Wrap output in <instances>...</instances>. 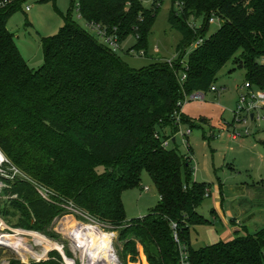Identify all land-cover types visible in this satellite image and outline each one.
<instances>
[{
    "label": "trees",
    "instance_id": "1",
    "mask_svg": "<svg viewBox=\"0 0 264 264\" xmlns=\"http://www.w3.org/2000/svg\"><path fill=\"white\" fill-rule=\"evenodd\" d=\"M24 1L0 0V150L24 176L2 190L15 197L0 198V215L14 227L41 231L56 215L67 213L42 199L36 183L56 202H70L115 227L124 262L136 260L140 245L148 264H180L181 244L189 264H264V227L228 241L190 246L189 228L208 222L196 210L208 188L192 179L190 148L182 154L172 141L178 131L177 102L184 95L209 92L229 61L245 69L246 81L264 89V0H170L167 20L180 34L176 56L140 69L128 67L69 17L56 34L41 38L43 63L29 68L7 28ZM71 5L86 24L115 28L120 43L134 36L136 51L146 49L159 8H144L139 0H71ZM212 14L221 23L205 38ZM197 38L203 43L187 53ZM180 122L196 126L182 112ZM167 139L173 146H163ZM143 171L158 202L145 215L126 219L121 193L139 187ZM61 261L51 251L46 260L29 264Z\"/></svg>",
    "mask_w": 264,
    "mask_h": 264
},
{
    "label": "rangeland",
    "instance_id": "2",
    "mask_svg": "<svg viewBox=\"0 0 264 264\" xmlns=\"http://www.w3.org/2000/svg\"><path fill=\"white\" fill-rule=\"evenodd\" d=\"M141 4L148 9L153 4L159 6L146 49L139 51L132 49L135 37L130 35L122 42L121 49L115 52L128 67L133 69L148 67L156 61L174 58L176 44L180 39L179 32L172 28L167 20L171 8L170 0H142ZM26 7L29 9L25 10ZM66 17L93 33L86 26L76 7L71 5V0H25L21 9L16 10L9 17L7 28L14 34L15 45L29 68L37 69L42 65L41 38L56 34L63 25V18ZM196 22L200 23L201 18ZM219 25L217 21L209 24L205 38L214 33ZM140 51L142 53H139ZM187 53L182 60L183 64H186ZM245 81V69L235 66L233 61L225 64L217 74L214 84L217 90L206 92L202 101L190 100L184 106L183 115L196 125L190 127L183 123L178 126L180 130H191L188 146L182 143L180 134L176 133L174 137L180 153L187 154L188 149H191L194 167L192 179L204 182L210 194L205 196L196 209L209 223L189 228V242L192 248L224 241L229 237L234 238L238 234L235 231L241 227L240 223L246 226L250 234L256 233L264 226V182H262L264 122L255 124L251 121L244 123L234 120L236 101ZM246 129H249L248 135L233 138L235 132L243 134ZM99 170L103 168L100 167ZM140 180L139 187L126 189L121 193L126 219L145 215L158 202L159 195L146 171L141 173ZM216 200H219V205L221 203L227 216L223 217L217 211ZM213 209L218 213L216 218L212 217ZM228 211L239 224L229 223ZM67 212L56 215L41 231L14 227L0 215V219L6 225L0 234H5L2 235L5 244L10 245H0V264H10L12 261L21 264L43 261L49 257L51 251H56L60 255L62 264H66L62 254L76 261L83 260L84 255L78 248L86 247L97 232L89 225L74 226L78 221L88 222L80 213L72 212L70 215L69 210ZM251 215L253 216L250 217ZM105 229L113 232L114 252L123 264H145V255L138 247L136 260L124 262L121 258L123 241L118 240V230L110 225H106ZM30 233L33 236L39 234L48 241L62 245V251L41 245ZM240 234H246V231L241 230ZM77 240L82 244H76L78 248H75L74 243ZM42 249L47 251L44 256L39 255ZM33 251H36L33 256H24L27 252Z\"/></svg>",
    "mask_w": 264,
    "mask_h": 264
},
{
    "label": "built area",
    "instance_id": "3",
    "mask_svg": "<svg viewBox=\"0 0 264 264\" xmlns=\"http://www.w3.org/2000/svg\"><path fill=\"white\" fill-rule=\"evenodd\" d=\"M142 1V0H139ZM29 8L26 7L25 10H28ZM221 23V19L215 15L212 14L211 17L209 18L208 22L210 24H213L215 22ZM86 26L93 32V34L102 42L104 43L110 50L112 51H117L121 49L122 45L118 40L117 33L115 31V28L112 29V31H108L105 26H102L99 23L96 22H88ZM203 43V38H197L194 40L190 46L187 48L189 51L193 50L194 48H197L199 45ZM139 53H142L140 51ZM173 58L170 59H165L168 63L171 62ZM185 66V64H183ZM180 80L183 81L185 79V73L180 72L179 73ZM217 88L215 85H212L210 87V91H216ZM205 97V93L201 91H197L188 95H184V97L177 102V106L179 107V110L174 113V120L175 122L179 125L182 123L180 122V114H181V106L183 103L186 101L190 100H203ZM234 120L236 122H248L251 121L255 124H258L259 122H264V89L259 88V87H254L249 81H245L244 85L242 86V91L238 97V100L236 102V107L234 110ZM191 130L186 129V130H180L178 129L177 133L180 134L182 137V143L185 146H188V136L190 134ZM244 134V135H243ZM234 133L233 138L237 139V137L245 136L249 134V129H246L245 133ZM175 139V138H174ZM163 146L167 147L170 145V139L164 140L163 141ZM20 176L24 177L23 174L13 165L10 163V161L7 159V157L3 154V152L0 150V198H12L15 197V195H5L2 194V190L6 187H8V181H12L15 177ZM35 190L37 193L40 195L42 199L49 203H54L58 204L62 207H64L67 210H69V214L75 212V213H80L82 216L85 217L88 223L84 222H75L74 226L78 227H84V226H91L92 228H95L99 232H104L106 234H111L110 238V245H111V251L113 253V258L115 260V264H123L118 256L114 252L112 240L114 238V234L112 231H108L105 229V225L98 222L97 220L93 219L89 215L75 209L72 204L69 202L68 204H62L56 202L52 198V192L36 183H33ZM147 189V188H145ZM207 196V194H205ZM68 213V212H67ZM175 224H172V227L175 228ZM6 227V225L3 223V221L0 219V231ZM73 227V226H72ZM71 227V228H72ZM107 230V231H106ZM5 235V234H0ZM173 237L175 241L177 240V235L174 232ZM74 243V242H73ZM75 245V244H74ZM62 245L61 249L59 251H62ZM76 248V245L74 246ZM178 249H179V261L180 264H189L188 262V254L185 250V247L181 244H178ZM62 254V253H61ZM63 259L65 260L66 264H101V263H96L95 261H92L91 259H87L86 256L83 257V260L76 261L73 258L66 257L64 254H62ZM82 257V256H81Z\"/></svg>",
    "mask_w": 264,
    "mask_h": 264
},
{
    "label": "bare ground",
    "instance_id": "4",
    "mask_svg": "<svg viewBox=\"0 0 264 264\" xmlns=\"http://www.w3.org/2000/svg\"><path fill=\"white\" fill-rule=\"evenodd\" d=\"M97 233L99 231L95 230ZM34 239L36 238L39 243L44 245L47 248H55L60 250L61 246L53 243L51 241H48L43 236L39 234H35L34 236L30 233ZM94 239L92 241H89L84 248H78L76 243V248H78L84 256H86L87 259H91L92 261H95L96 263L101 264H115V260L113 258V253L111 251V245H110V238L111 234H105V233H99L97 235H94ZM4 237L2 235L0 236V245H7L4 241ZM96 240V241H95ZM46 251V250H45Z\"/></svg>",
    "mask_w": 264,
    "mask_h": 264
},
{
    "label": "crops",
    "instance_id": "5",
    "mask_svg": "<svg viewBox=\"0 0 264 264\" xmlns=\"http://www.w3.org/2000/svg\"><path fill=\"white\" fill-rule=\"evenodd\" d=\"M121 45H122V43H121ZM192 101V100H191ZM194 101H199V100H194ZM200 101H202V100H200ZM188 101H186L185 103H183L182 104V106H181V112L183 113V111H184V109H185V105L186 104H188L187 103ZM237 102V101H236ZM190 156H192V151H191V149H190ZM192 159V158H191ZM262 182H264V180H262ZM256 194V193H255ZM210 194H209V191H208V196H209ZM217 202H216V209H217V211H219V213H221L222 214V216L223 217H225V216H227V212H225V211H223V208H222V206H221V203H220V205H219V200H216ZM217 211H215V209H213L212 210V217L213 218H216V217H218V213H217ZM228 215H229V218H228V220H229V223L231 224V225H236L237 223H238V221L236 220V218H234V216H231V213L228 211ZM253 215H251L250 217H252ZM208 221V220H207ZM207 223H209V221L207 222ZM239 224V223H238ZM240 228L239 229H237L236 231H235V233H240V231L241 230H243V231H246V233H248V231H247V228H246V226L243 224V223H240ZM264 227V226H263ZM231 239H233L232 237L230 238H228L227 240H224V241H228V240H231ZM137 247L141 250V252H142V254H143V251H142V247L140 246V245H137ZM144 255V254H143ZM145 264H148L146 261H145Z\"/></svg>",
    "mask_w": 264,
    "mask_h": 264
},
{
    "label": "water",
    "instance_id": "6",
    "mask_svg": "<svg viewBox=\"0 0 264 264\" xmlns=\"http://www.w3.org/2000/svg\"><path fill=\"white\" fill-rule=\"evenodd\" d=\"M172 141H174V138H172Z\"/></svg>",
    "mask_w": 264,
    "mask_h": 264
}]
</instances>
